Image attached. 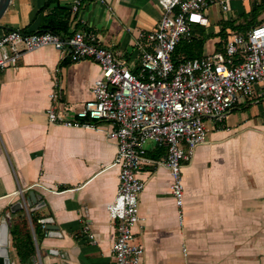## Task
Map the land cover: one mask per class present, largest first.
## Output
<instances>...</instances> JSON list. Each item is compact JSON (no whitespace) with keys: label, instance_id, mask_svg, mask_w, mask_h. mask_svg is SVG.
Returning a JSON list of instances; mask_svg holds the SVG:
<instances>
[{"label":"crops","instance_id":"1","mask_svg":"<svg viewBox=\"0 0 264 264\" xmlns=\"http://www.w3.org/2000/svg\"><path fill=\"white\" fill-rule=\"evenodd\" d=\"M48 1L11 0L0 19V37L11 29L41 31L58 6L69 11L62 36L95 34L136 71L139 46L146 45L145 36L161 16L157 0H82L74 15L72 0H52L44 8ZM256 1L228 0L227 6L238 2L239 13L248 12ZM204 17L207 25L194 28L208 35L204 53L223 50L220 27ZM99 77L92 61L74 63L49 47L26 53L14 68L0 71V257L9 264L20 263L1 224L6 209L24 197L45 216L39 220L56 229L39 243L32 264H114L116 226L106 206L118 187L119 170L112 166L117 143L108 137L115 126L67 128L45 117L54 79L61 82L63 108L75 111L91 98ZM204 126L206 142L181 170V218L163 165L166 150L146 147L151 163L138 172L144 190L134 228L144 250L141 264H264V98L259 92L241 98L222 123L204 120Z\"/></svg>","mask_w":264,"mask_h":264},{"label":"built area","instance_id":"2","mask_svg":"<svg viewBox=\"0 0 264 264\" xmlns=\"http://www.w3.org/2000/svg\"><path fill=\"white\" fill-rule=\"evenodd\" d=\"M157 2L161 16L156 29L145 36L146 45L139 46L136 71L89 32L64 37L11 29L0 37V71L14 68L24 54L47 47L68 55L71 62L89 60L99 67L100 77L91 86V98L75 111L63 108L61 82L54 79L45 117L49 124L67 128H93L98 122L115 126L108 137L117 143L112 166L119 170L118 187L113 201L106 206L116 226L111 248L114 264L142 261L144 250L136 242L134 228L140 220L139 197L144 190L138 172L151 163L146 158L147 145L166 150L163 165L169 171L170 194L181 218V170L196 147L206 142L204 120L222 123L241 98L255 92L264 97V23L246 34L230 33L220 52L174 64L177 46L191 39L193 27L207 25L204 11L215 1ZM227 2L219 0L223 12L228 11ZM81 6L82 0H72L71 14ZM22 203L26 209L23 199ZM37 223L47 238L48 225L43 220ZM87 231L88 226H84ZM88 239L95 243L93 235L89 234Z\"/></svg>","mask_w":264,"mask_h":264},{"label":"trees","instance_id":"3","mask_svg":"<svg viewBox=\"0 0 264 264\" xmlns=\"http://www.w3.org/2000/svg\"><path fill=\"white\" fill-rule=\"evenodd\" d=\"M52 0H49L44 8L52 5ZM264 11V0H259L254 4L248 12H243L239 15L243 18L242 24L228 22L220 27L217 35L221 38V44H225L230 33L246 34L251 28L256 25L257 17ZM69 11L65 8L56 6L52 15L47 16L43 22V29L39 32H51L58 35L65 34L68 30ZM62 36V35H61ZM208 35H204L203 31L193 32L189 41H184L185 45L177 46L173 54V62L177 64L182 60L198 59L205 55L204 46ZM220 46V44H219ZM222 49L217 50V52ZM26 209L22 201H18L10 205L3 216V222L8 225L10 245L15 252V256L20 264H32L37 254V246L42 241L43 231L41 224L37 223L39 219H44L45 216L33 209L32 203L24 197Z\"/></svg>","mask_w":264,"mask_h":264},{"label":"rangeland","instance_id":"4","mask_svg":"<svg viewBox=\"0 0 264 264\" xmlns=\"http://www.w3.org/2000/svg\"><path fill=\"white\" fill-rule=\"evenodd\" d=\"M259 0H257L256 2L252 3V5H249L248 9H250L254 4H256ZM240 3L238 2H235L231 5L228 6V12L225 13V12H222L221 10H217V6H211V9H206L204 11V14L208 17L210 23L212 22V20H214L215 24L218 25L219 27L223 26V24H229L228 22H234L236 24H239L243 22V18H240L239 15L242 14V13H239L241 11V6L239 5ZM227 5H228V2H227ZM233 10H232V9ZM257 23L256 24H259V23H264V11H262L261 14H259V16L257 17ZM195 27L192 28V34L193 32H196V30H194ZM206 30V29H204ZM103 43V42H102ZM185 45V42L182 41L181 42V45L180 46H184ZM215 52V49L212 51V53ZM217 52V51H216ZM264 98V97H262ZM260 100V99H259ZM259 103L263 102V99L261 101H258ZM258 104V103H256ZM253 105L255 107H257L258 105ZM240 112V111H238ZM8 226V225H7Z\"/></svg>","mask_w":264,"mask_h":264},{"label":"water","instance_id":"5","mask_svg":"<svg viewBox=\"0 0 264 264\" xmlns=\"http://www.w3.org/2000/svg\"><path fill=\"white\" fill-rule=\"evenodd\" d=\"M10 1L11 0H0V19L2 18L3 14L9 7ZM1 230L4 232V234L8 233V226L6 223L1 224ZM47 230L50 232L49 233V236H50L53 232H55L56 229L53 226L48 225ZM2 245L5 246V243L3 242ZM0 264H9V262L7 259L0 257Z\"/></svg>","mask_w":264,"mask_h":264}]
</instances>
